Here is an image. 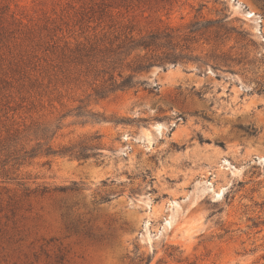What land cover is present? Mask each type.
Returning <instances> with one entry per match:
<instances>
[{
    "label": "rangeland",
    "instance_id": "374dc122",
    "mask_svg": "<svg viewBox=\"0 0 264 264\" xmlns=\"http://www.w3.org/2000/svg\"><path fill=\"white\" fill-rule=\"evenodd\" d=\"M113 24L196 59L84 124L63 52ZM79 143L97 155L44 151ZM263 158L264 0H0V264H264Z\"/></svg>",
    "mask_w": 264,
    "mask_h": 264
},
{
    "label": "trees",
    "instance_id": "16d2710c",
    "mask_svg": "<svg viewBox=\"0 0 264 264\" xmlns=\"http://www.w3.org/2000/svg\"><path fill=\"white\" fill-rule=\"evenodd\" d=\"M197 25H191V34L194 35L198 31ZM135 31L133 25L113 24L100 37L96 34L93 38L88 37L84 42H78L74 47L67 45L63 52V61L86 66V72L92 76V93L88 96L89 99L81 101L74 109L76 117L84 124L101 121L103 118L101 114L89 108L91 101L106 100L120 91L138 92L141 88L147 90L149 81L141 78L143 74L150 73L157 67L167 70L169 64L176 65L196 59L191 55L190 46L181 44L185 39L180 40L170 29L138 35L134 34ZM40 148L39 144L37 149L17 157V161L42 153ZM94 149L95 147L79 143L58 150L48 147L44 151L47 155L88 159L97 155L93 153Z\"/></svg>",
    "mask_w": 264,
    "mask_h": 264
},
{
    "label": "bare ground",
    "instance_id": "6f19581e",
    "mask_svg": "<svg viewBox=\"0 0 264 264\" xmlns=\"http://www.w3.org/2000/svg\"><path fill=\"white\" fill-rule=\"evenodd\" d=\"M261 162H263L264 163V158L262 159V161Z\"/></svg>",
    "mask_w": 264,
    "mask_h": 264
}]
</instances>
